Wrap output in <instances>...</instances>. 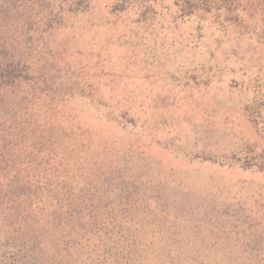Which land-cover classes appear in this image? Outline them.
<instances>
[{
  "label": "rangeland",
  "instance_id": "374dc122",
  "mask_svg": "<svg viewBox=\"0 0 264 264\" xmlns=\"http://www.w3.org/2000/svg\"><path fill=\"white\" fill-rule=\"evenodd\" d=\"M5 1L2 264H264V15Z\"/></svg>",
  "mask_w": 264,
  "mask_h": 264
},
{
  "label": "trees",
  "instance_id": "16d2710c",
  "mask_svg": "<svg viewBox=\"0 0 264 264\" xmlns=\"http://www.w3.org/2000/svg\"><path fill=\"white\" fill-rule=\"evenodd\" d=\"M6 1H13V0H6ZM5 1V2H6ZM132 1V0H131ZM177 1V5L179 6V8L181 10H188L189 8L192 7V5H204V4H211V3H215L217 5H223L225 3H227L226 7H229V4H231V2H238V1H235V0H176ZM125 2H130V0H116L115 1V4L116 5H120V4H124ZM139 2L145 4V8H150L152 7L153 8V5H152V1L150 0H139ZM225 2V3H224ZM240 2L242 3V11L239 13L241 14V16L243 18H247V17H252L254 15V9L256 11H259L261 13V15H264V0H240ZM146 3L148 5H146ZM239 3V2H238ZM247 3H250V5H252L254 3V7L252 6V8L249 6V4ZM225 7V8H226ZM0 10H1V7H0ZM225 12H228V11H225ZM245 12L247 13V17L245 16ZM227 14V13H226ZM9 62L7 63V66L9 65L10 67V62L12 63V59L9 58ZM0 64H2V62H0ZM6 71H3L1 70L0 71V76L3 75V77H6V74H5ZM9 74V77L10 75L13 74V77H14V71L12 70V68H9V71L6 72ZM13 77H10V78H13ZM257 108H258V105H257ZM11 236L14 237V239H16V236L14 234V232L11 233ZM3 240V239H2ZM34 248V246H25V250L26 252H31V249ZM11 251L8 253L7 249L5 248L3 250V256H1L0 258V263L2 264L4 259H10L11 261H14V262H20L22 260V255L21 254H18V251L16 249H14L13 247L10 248Z\"/></svg>",
  "mask_w": 264,
  "mask_h": 264
},
{
  "label": "water",
  "instance_id": "95a60500",
  "mask_svg": "<svg viewBox=\"0 0 264 264\" xmlns=\"http://www.w3.org/2000/svg\"><path fill=\"white\" fill-rule=\"evenodd\" d=\"M238 2H232L231 4H229V7L224 8L225 10L219 9L220 5L217 4H213L212 6H214V10H212L210 13H208L206 16V19L208 21H215L214 18L218 19L219 23H221L222 26H225V24L223 23L224 20H226L225 18L227 17H233V15H237L238 13H240L242 11V3L240 2V0H235ZM206 5V4H204ZM199 8L204 7L203 5H197ZM206 8V7H205ZM228 11V12H225ZM227 13V14H226ZM200 14H203V12H200ZM196 31L200 32L203 29V26L199 23H197L196 25ZM205 29V28H204ZM203 29V30H204Z\"/></svg>",
  "mask_w": 264,
  "mask_h": 264
}]
</instances>
